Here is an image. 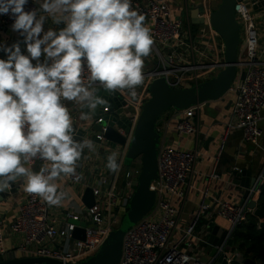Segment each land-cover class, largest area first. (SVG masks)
Wrapping results in <instances>:
<instances>
[{"label": "built area", "instance_id": "obj_1", "mask_svg": "<svg viewBox=\"0 0 264 264\" xmlns=\"http://www.w3.org/2000/svg\"><path fill=\"white\" fill-rule=\"evenodd\" d=\"M212 1L184 0L185 15H176L169 0H132L133 8L145 16V24L151 30L154 40L151 58L154 55V66L143 69L145 81L136 89V100L126 99V92H117V95L121 96L119 107L126 109L125 112L118 113L127 117L130 125L129 132L120 128L127 137L126 144H120L121 147L117 150V146H113L106 138V114L112 110L109 102L103 104L101 111L92 119L91 124L101 125L92 135H89V131L93 125L74 124L76 131L80 127L87 129L79 140L91 139L96 145V151L92 152L97 154L99 159L94 167L96 173L86 185L93 187L95 203L88 206L81 200L71 201L60 207L51 206L25 191L24 197L16 204V215L11 223L7 224L0 213V260L26 255H45L75 262L95 254L101 248L110 232L120 224L138 184L141 167L126 165L125 155L143 104L152 94L149 88L152 80L158 76H166L174 87H189L215 76L225 66V44L218 31L208 22V29L194 32L192 28L191 8L203 4L204 15L208 20L214 8ZM41 2L42 0H28L24 10H37L38 15L46 14L40 10ZM240 4L244 10L237 11V17L245 39L241 41L239 74L227 92L232 107L225 131L220 136L221 146L215 158L216 164L208 175L209 181L201 189L191 218L182 226L180 220L188 198L189 186L203 155L198 138L200 123L196 117L204 103L169 110L166 112L167 116L164 117L166 113L163 114L158 122L162 136L158 153L159 175L153 181V188L157 193L156 203L125 233L123 255L117 264H212L205 261L199 253L191 251L192 247L208 243L209 231L203 230L201 234L197 232L202 218L212 219L218 216L226 219L231 228H236L248 221L249 214H255L249 202L242 204L228 200L221 194L212 192L210 187L213 179L222 178L217 171V164L232 131L242 130L243 138L264 153V45L261 41L264 7L262 0H241ZM13 23L14 19L10 14H0V46H5L18 37L19 32L11 28ZM3 54L5 53L1 52L0 59H4ZM243 71L244 77L241 76ZM64 103L72 119L77 120L70 101ZM173 122L179 136L192 133L197 135L193 147H182L167 140L168 129ZM113 151L119 153L118 163L121 167L118 172H111L106 167L107 157ZM44 163L35 160L31 167L41 168ZM236 169L242 170L239 167ZM76 174L79 179L62 177L57 181L58 185L63 179L73 187L86 182L83 159L78 161ZM262 185L264 165L254 185L250 187L251 200L259 201ZM23 188L24 183L18 192ZM84 191L83 189L81 196ZM82 221L85 225L81 224ZM77 229L83 233L84 238L74 235ZM10 239L13 240L12 246L7 242ZM227 261L228 264L234 261L244 262L245 256L240 251H235L228 255Z\"/></svg>", "mask_w": 264, "mask_h": 264}, {"label": "clouds", "instance_id": "obj_2", "mask_svg": "<svg viewBox=\"0 0 264 264\" xmlns=\"http://www.w3.org/2000/svg\"><path fill=\"white\" fill-rule=\"evenodd\" d=\"M27 3L0 0V14L14 19L11 28L24 37L28 53L22 54L19 43L0 46L7 55L0 59V192L23 178L27 193L59 206L67 193L57 181L79 179L76 169L84 150L96 151L91 139L74 138L64 101L87 109L80 116L87 120L105 103L101 88L136 100L154 40L132 0H42L40 10L47 15L25 11ZM236 9L244 10L239 3ZM49 18L64 27L45 31ZM118 155L113 151L107 157L111 172L121 167ZM35 160L45 162L39 171L31 167Z\"/></svg>", "mask_w": 264, "mask_h": 264}, {"label": "water", "instance_id": "obj_3", "mask_svg": "<svg viewBox=\"0 0 264 264\" xmlns=\"http://www.w3.org/2000/svg\"><path fill=\"white\" fill-rule=\"evenodd\" d=\"M240 1L221 0L218 6L211 10L208 20L204 15L205 7L203 4L191 9L192 22L197 24L208 22L224 40L225 66L215 76L189 87H174L166 76H158L152 80L149 87L152 94L143 104L133 137L125 155L126 165H131L136 158L141 160L142 166L138 176V184L119 226L110 232L101 248L95 254L75 262L65 261L52 256L26 255L0 260V264H117L121 260L125 233L131 226L141 220L156 203L157 193L153 188V181L159 175L158 153L162 136L158 129L159 119L171 108L183 109L199 103L226 99L228 90L239 74V53L242 35L236 5L240 4ZM14 43H19L22 54L28 55L24 37L20 33L15 40L8 42L5 46L10 47ZM3 58L7 59L6 53L3 54ZM45 59L46 56L42 53L40 61L44 62ZM32 62L33 64L36 63L34 60ZM166 65H169L168 56L166 57ZM244 75L245 72L243 71L241 76L244 77ZM97 86L99 87V85ZM100 95L104 97L105 103L109 102L112 105L111 112L106 114L105 124H108L106 138L113 146L118 144L125 145L127 137L121 132L120 128L129 132L130 125L128 124V118L121 116L116 109L120 105L121 96L117 95V93H106L102 88L100 89ZM101 106L98 107L100 111ZM95 128L100 129L101 125L97 124ZM86 131L85 127H80L76 131L77 134L74 138L76 140L81 139ZM233 176L234 182L240 184L244 189L243 198L240 202L242 204L249 202L250 207L254 208V213L263 218L264 212L258 206V201L250 199V187L254 185L256 177H251L248 169H235ZM22 183H24L23 178L14 182L9 190L0 192V202L17 193ZM95 198L93 187H86L82 195V201L86 205L92 206L95 203ZM81 224L85 225V222L82 221ZM211 227L212 231L209 235L208 243L212 245L210 253L212 264H228L227 258L230 253L227 247L235 228H227L218 223L213 226L210 224ZM74 235L84 238L83 233L79 229L74 231ZM244 263L260 264L252 258H246Z\"/></svg>", "mask_w": 264, "mask_h": 264}, {"label": "crops", "instance_id": "obj_4", "mask_svg": "<svg viewBox=\"0 0 264 264\" xmlns=\"http://www.w3.org/2000/svg\"><path fill=\"white\" fill-rule=\"evenodd\" d=\"M174 8V12L176 15H183L185 11L183 10V2L184 0H169ZM262 6L264 7V0H262ZM194 8V7H193ZM192 9V8H191ZM47 15V14H42ZM190 18H191V11H190ZM192 21V20H191ZM192 28L194 32H198L202 29H208V27H203L200 24L192 22ZM197 26H196V25ZM64 27L63 24L55 25L52 20L49 18L44 23V30L47 31L50 28L54 30H59L60 28ZM43 35V33H42ZM261 41H263L264 45V27L261 32ZM151 63V54L145 58V64ZM71 109L74 115L78 118L77 120H73V124L77 125H85L84 123L90 125L94 116L100 112L97 108L94 112L89 113V119L82 120L80 119L81 112H87V109H81L78 105H75L71 102ZM232 107L231 98L228 97L226 99H218L213 100L211 102H205L201 105L199 115L196 117V120L200 123V133H199V142L201 144V148L203 150V155L201 160L198 162L196 166V173L192 179V184L189 186V193L187 201L183 207L182 215L180 224L183 226L185 225L196 207V204L200 198V192L205 185H207L209 178L208 175L212 171L213 167L216 164L215 158L219 152L220 148V136L225 131L226 122L229 119L230 111ZM168 113L164 115L167 116ZM264 127V121H263ZM93 127L91 128L94 131L96 123L91 124ZM197 139L196 134H187L179 136L174 128V122L171 123L170 128L168 129L167 140L170 143L177 144L182 147L191 148L195 145ZM83 153L81 159L85 162V181L81 184V186L73 187L64 179L59 183V190H63L67 193L66 198L62 201L60 206L67 205L71 201H78L82 200L81 192L82 190L86 189V185H88L89 181L95 177L96 173L94 171L95 164L98 163L97 154H93L92 152ZM264 165V153L261 149L255 146L253 143L246 141L243 138V132L240 129H236L231 132L228 136L226 145L224 150L222 151L219 162L217 164V171L220 173L222 178L213 179L211 181V191L214 193H219L223 198L228 200L240 202L243 198L244 189L240 184L234 182L233 171L236 167L241 169H248L251 173V177H257L258 173L261 171ZM40 167L33 169L34 171H39ZM231 181H230V180ZM25 195L24 188L19 191L18 193L9 196L8 198L4 199L0 202V213L3 214L4 220L7 224L11 223L16 215V204L21 201V199ZM21 196V197H20ZM264 220V217L261 218ZM220 224L224 227H230L229 222L221 217L214 216L211 218H202L197 232L201 234L203 230H208L209 234L212 231V227L214 224ZM8 245H13V240H8ZM200 246V245H199ZM192 247L191 251L199 253L201 256L204 255L205 258H202L205 261L212 262V257L210 255L212 245L209 243L202 245L201 247ZM229 253H231L228 250ZM260 263V262H259Z\"/></svg>", "mask_w": 264, "mask_h": 264}, {"label": "trees", "instance_id": "obj_5", "mask_svg": "<svg viewBox=\"0 0 264 264\" xmlns=\"http://www.w3.org/2000/svg\"><path fill=\"white\" fill-rule=\"evenodd\" d=\"M226 98H228V96H226ZM172 109L174 108H171L170 110ZM258 206L264 212V185L261 186ZM260 221V217L256 214H249L248 221L234 229L227 250L231 253L240 251L245 256V259L252 258L257 263L260 262V264H264V220ZM259 222L261 226H259ZM231 264L245 263L234 261Z\"/></svg>", "mask_w": 264, "mask_h": 264}, {"label": "rangeland", "instance_id": "obj_6", "mask_svg": "<svg viewBox=\"0 0 264 264\" xmlns=\"http://www.w3.org/2000/svg\"><path fill=\"white\" fill-rule=\"evenodd\" d=\"M221 2V0H213L212 1V3H213V7H216V6H218V4ZM183 15H185V13H183ZM51 19V18H50ZM52 20V19H51ZM259 20H261V19H259ZM201 25V24H200ZM201 26H203V27H208L207 26V24L206 23H202V25ZM242 41H244V39H245V34H244V31H243V29H242ZM261 38H262V36H261ZM2 43V39H0V44ZM262 45H263V41H262ZM1 52H3L2 50H0V54H1ZM154 66V55H152V58H151V63H148V64H145L144 65V69H150L151 67H153ZM138 88H140V87H138ZM116 109H117V111L118 112H125L126 111V109H124V108H122L121 106L120 107H116ZM93 134V131L92 130H90L89 131V135H92ZM120 147H121V145L119 144V145H117V150H119L120 149ZM131 164H133V165H136V166H139V167H141L142 165H141V160L139 159V158H136V159H134L133 161H132V163ZM19 182H21V181H19ZM21 197V196H20ZM122 220V219H121ZM118 226H119V224H118ZM202 245H200L199 247H201ZM202 256H203V258H205L204 257V255L202 254Z\"/></svg>", "mask_w": 264, "mask_h": 264}]
</instances>
